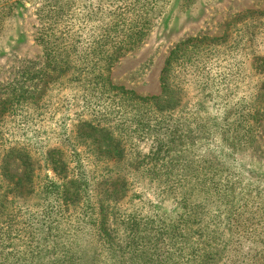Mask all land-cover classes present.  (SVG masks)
<instances>
[{
  "label": "rangeland",
  "instance_id": "rangeland-1",
  "mask_svg": "<svg viewBox=\"0 0 264 264\" xmlns=\"http://www.w3.org/2000/svg\"><path fill=\"white\" fill-rule=\"evenodd\" d=\"M136 27L142 40L104 81L95 68L90 87L10 89L45 70L47 33L65 37L80 67L121 51ZM188 40L170 72L171 110L139 103L166 96L165 64ZM120 88L134 95L113 98ZM24 93L37 104L1 120L0 163L18 148L40 168L21 191L0 170V264H264V0H0V100ZM82 122L119 140L120 158ZM56 163L82 188L59 189ZM10 171L26 173L15 158Z\"/></svg>",
  "mask_w": 264,
  "mask_h": 264
},
{
  "label": "trees",
  "instance_id": "trees-1",
  "mask_svg": "<svg viewBox=\"0 0 264 264\" xmlns=\"http://www.w3.org/2000/svg\"><path fill=\"white\" fill-rule=\"evenodd\" d=\"M139 28V29H138ZM142 29L140 27H136L135 29H131L132 32L131 34H128L125 39L121 42L124 46L123 48H126L127 50H123V48H120L121 51L119 52H114V53H103L102 50L99 52L96 51V54L93 55L95 59H92L87 63L86 60H83L85 64L80 65V67H74L73 61L71 60L70 57V48L68 47V43L65 39V37L62 35L61 37L54 36L50 33L45 34L42 37V41L40 44L43 47L44 51V57L46 59V68L44 71H41L40 73H33L31 74L27 70H25L19 78H15L14 81L10 82L11 84L9 86L12 91H46L47 86L53 83H61L64 81H76V80H81V82H84L85 85L88 87L93 86V82L95 81V78L89 77L90 73H94L95 68H99L101 71V75L98 76L97 78L101 79L102 81L106 80L104 77L103 73L108 71L109 68L112 67V62L120 59L123 55L126 54L127 51H130L132 46H137L138 43L142 40V35L144 34L142 32ZM193 40H188L180 43L179 45L176 46L175 49L172 50L170 53V56L165 64V68L163 70V84H164V97L166 98H143V97H135L137 98L138 102H143L144 104L151 103L152 105H156V107L159 109L160 112H165L171 110V105L174 102L173 98L171 96V91H169L170 86H169V80H170V72L173 67L174 62L181 56V52L184 50H187L188 47L192 44ZM66 45V47H65ZM193 46H196V44H192ZM74 55V54H71ZM65 56V57H64ZM75 69V71L72 72H79L80 76L81 75H86L85 78H68V77H76L77 74H73L72 76L70 75V72L72 69ZM37 82V83H36ZM9 84V83H8ZM115 88V87H114ZM117 89V88H116ZM118 90L120 93H115L113 95V98H118L121 96H124L125 94H130L133 92H125L123 88H120ZM134 95V94H133ZM123 102V100H122ZM32 104L36 105L37 102L34 100L32 97L28 96V94L24 93L21 95H17L12 101H4L0 100V122L1 120L8 116L13 114H17L20 109L23 107H29ZM173 106V105H172ZM86 126L81 129L84 131H88L87 135L88 138L93 139L94 145L99 149V150H108L110 148V145L104 141L101 142L96 136L98 134H104L109 139V143L113 140L112 146L116 150L115 156L120 158L122 152L124 153V150L121 146V142L113 137V135L109 132H107L104 128H100L98 126H95L91 123L88 122H82ZM104 144V145H103ZM103 146L106 148L102 149ZM15 158V160H19L23 166L25 167V176L24 178L17 179L15 176H12L11 171H10V163L12 160ZM115 158V157H113ZM52 165L51 168L54 171V173L62 179V184L61 186H58L59 189H65L69 184H78L80 188H82L83 183L81 181L83 180H78L75 178H72L69 181L67 180V176H62V172L59 171V165ZM64 165V163H61ZM80 166L78 167V175H82L80 172V169L83 168V165L79 163ZM39 165L35 159L30 155V153L26 149H18V148H13L8 152V156L1 161L0 163V170L5 178L6 182L9 183V185H12L15 190H22L26 186H29L30 183L33 182V178L35 177L34 172L36 170H39ZM0 173V174H1ZM81 178V177H80ZM84 178V177H82ZM85 182V181H84ZM86 183V182H85ZM32 188V186H29ZM19 191V192H20ZM67 191V190H66ZM65 191V193H66ZM63 198V197H61ZM66 199V198H65ZM103 228V227H102ZM105 230V229H104ZM96 232L99 236L98 241L101 243L105 242L109 243V235L104 232L103 229L100 227L96 229ZM157 233V232H156ZM96 234V235H97ZM138 234V233H137ZM137 234L135 235L134 238H137ZM157 241V246L158 242L160 241V238H155V242ZM136 242L135 239H133L132 243ZM155 242L153 244H155ZM129 243V244H132ZM157 246L155 247L154 251L157 250Z\"/></svg>",
  "mask_w": 264,
  "mask_h": 264
}]
</instances>
